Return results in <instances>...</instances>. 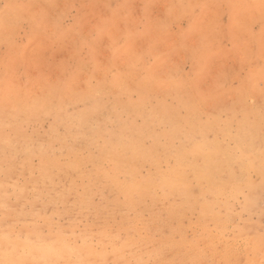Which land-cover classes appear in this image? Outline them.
Here are the masks:
<instances>
[{
    "label": "snow or ice",
    "instance_id": "6c2138e0",
    "mask_svg": "<svg viewBox=\"0 0 264 264\" xmlns=\"http://www.w3.org/2000/svg\"><path fill=\"white\" fill-rule=\"evenodd\" d=\"M60 7L57 0H50L46 10L33 18L28 42L6 34L0 46V131L8 136L5 143L15 149L13 159H19L24 152L20 145L12 144V129L35 135L50 125L57 136H67V129L61 130L60 118L64 111L70 112L80 104L108 107L107 113L102 114L103 123L111 126L122 123L126 115L137 121L147 116L161 128L173 120L192 118L209 128L219 123L229 134L252 147L259 140L260 205L264 217V0H259L258 5L261 15L258 34L254 23H243L234 13L227 14V21L213 15L217 7L213 0L201 5L209 15L198 24L184 29L165 22L155 35L134 27L130 16L91 11L73 17L66 11L53 12ZM82 7L90 6L85 2ZM41 32L65 42L49 43L40 38ZM177 100H184L186 107L174 111ZM35 143L34 140L33 147ZM214 143L211 131L206 135L197 133L192 136L189 151L208 152ZM40 147L45 149L46 141L41 140ZM235 168L233 165L232 176L239 181L235 190L243 197L241 204L248 206L254 202L251 198L254 180L245 177L242 170L237 175ZM8 170L12 171L11 165ZM121 183L125 185V196L134 197L136 186L127 180ZM188 195L195 194L189 191ZM40 203L45 206L40 207ZM93 203L89 201V206ZM61 207L70 216L67 201L51 206L36 196L33 207L20 219L12 215L15 209L11 204H0L4 213L0 220L7 224L0 235V264H114L86 259L90 250L81 246L69 249L80 259H60L63 251L50 248L43 238L54 232L66 234L71 228L70 219H65L64 224L56 220L55 211ZM127 207L129 211L123 215L129 220L135 218L139 224L146 219V213L136 207L134 198L129 199ZM116 238L131 248L152 247L132 226L122 227ZM261 246L264 249V232ZM174 250L162 239L156 253L166 257ZM121 251L128 254L127 248ZM37 254L40 260L35 259ZM52 254L57 258L49 259ZM119 264L188 262L125 259Z\"/></svg>",
    "mask_w": 264,
    "mask_h": 264
},
{
    "label": "rangeland",
    "instance_id": "374dc122",
    "mask_svg": "<svg viewBox=\"0 0 264 264\" xmlns=\"http://www.w3.org/2000/svg\"><path fill=\"white\" fill-rule=\"evenodd\" d=\"M216 1H218V2H216ZM257 1H259V0H245V1L244 0H233L232 2L234 4L231 5L230 8H232L231 9L232 11H236L238 18H242V17H246V16L248 18L249 15L254 12L253 9H255V6L258 7V5L254 4ZM49 2H50V0H0V46H2L4 44V36L6 34H10L13 39L21 40L23 42H28L29 33L33 31V23H32L33 18L35 16H37L42 10H46V6L49 4ZM57 2L61 5V7L59 9H53L54 13L60 12V11H66L71 16L78 17L81 15H84L86 12L104 11L108 15L130 16L133 19V26L134 27L138 26L140 28H143L144 30L150 32L152 35H153V33H152L151 29L153 26H155L157 24L156 21L159 23V21H162L163 19H165L163 21H165V22L167 21L166 23L169 26L175 25L177 28L183 27L184 29H186V27L188 28L187 24H189L192 19H197L196 23H195V25H196V24H198V22L203 20L205 16L209 15V13L207 12V10L205 8L200 7L201 5L205 4L207 2V0H189L188 3H187V0H181V1H179V0H57ZM85 2L90 7H88V8L82 7V5ZM178 2H180V3L178 4ZM213 2L217 5V7H216L215 12L212 14L218 15L222 20L227 21V19H228L227 14L230 13L231 10H228V8H227V6L223 0H213ZM176 3H177L178 8L175 7ZM200 3H202V4H200ZM64 4H70L71 6L68 8H64L63 7ZM185 4H187L185 6L187 8L184 7ZM189 4H190L191 8H190ZM245 4L246 5L248 4V7ZM126 5H128V7H125ZM198 5H200V6H198ZM240 5H241V7H240ZM192 6L194 7V9ZM182 7H184V9ZM35 9H37V10H35ZM181 9H183V10H181ZM185 9L189 10V12L186 11ZM167 10L168 11L172 10V11L168 12ZM174 11H179V14H178V12H176L177 15L175 14V16H173L174 13H172V12H174ZM199 11H200V13H199ZM247 11L249 14H247ZM171 13H172V15H171ZM241 13H245L247 15L242 14V17H241V15H240ZM161 15H162V17H161ZM168 15L170 17L171 22H169ZM165 16H166V18H165ZM197 16L199 18H197ZM177 17H179V19ZM180 17H182V18L180 19ZM175 18H177V19H175ZM247 18H246V20H247ZM242 19H245V18H242ZM173 22H175V23H173ZM246 23H254L255 24L254 30L257 34L259 33L260 22L247 20ZM39 35H40V38L45 39L49 43H52V44L59 45V44H62L65 42L63 38L53 37L49 33L41 32V33H39ZM69 39H71V38H69ZM194 39H195V35H194ZM71 42L73 44L75 43L74 40H72ZM0 56H2V53H0ZM91 104L90 103H88L86 105L80 104L77 107H75L73 109V111H71V114L69 113V111L63 112V114L60 118L62 121L61 130L63 131L66 128L68 131L67 136H57L55 134V131L52 129V127L50 125H45L42 128V130L38 131L37 132L38 134L35 133V135L25 134L22 130H20L18 128L12 129L11 130L12 144L13 145H17V144L20 145L21 150L23 152L25 151V153L19 159H13V157L15 155L14 154L15 149H14V147H9L5 143V140L8 139V136L5 132L0 131V204L7 202V203L11 204L12 206H14L13 208L15 209V211L12 213L13 216H16L17 218H20V219H24L25 218L24 213L28 209L33 207V202L35 200L34 196H37V193H39V191L41 194L43 193L42 195L40 193H39L40 195H38L39 197H41V200L42 201L46 200L48 202V198L50 197L49 192L50 193L51 192L60 193V191L62 189H64L65 185H67V183L69 182L70 179L75 184V186H77V187H75V189L77 188L76 191L79 194L83 193L82 194V195H84L83 197L86 196L90 199V201H94L92 206L99 207V206H102L105 201H108V202L112 201L113 196H114L112 194L113 192L105 190L103 188L104 187L103 183L89 184V188H91L90 190L81 191L82 188H80V187H83V185H81V181L84 180V178L87 174L93 175L95 168H102L103 167L104 169H108V161H107V159H105L106 157L104 155L105 149L106 148L110 149L111 147L118 145V144L120 145V142H119L120 139L118 140V137H117V134H120V130L122 128L127 129V130H132L133 128L131 127V125L136 124V127L134 128V130H139V131H135L134 133H133V131H131L132 135L135 134V135H133V137L131 136L130 133H126L125 136L127 138L121 139V141L124 143H126V142L129 143L130 142L129 140L134 138V139H137L138 141H141V142H139L140 145L142 144L141 146H145L143 148L144 149L143 152L146 153V160H144V161L139 160L140 163H138L140 176L144 177L146 175H152L154 173V164L151 163L149 160H147V158H148L147 153L149 154L152 151L153 152L150 154L151 156L155 157L157 159V161L160 159L161 160L166 159V161L168 162L167 164L169 166H171L174 159H176L178 157V152L184 151L183 157H185V155L186 156L188 155L184 159L191 160L192 162L194 161L193 162L194 165L196 164L195 166L200 171L199 180H195L192 172L188 168L185 169L184 174H185V178L187 180V186H188L187 187V194L190 191V192L194 193L195 195H192V196L188 195V204L185 205L183 212H182L183 216L180 219L183 222L182 223L180 221L181 226H177L176 222L179 221V220H177L178 217L173 218V220L175 219V222L173 220H170L169 223H167L168 219H166L164 216L162 217V214L164 215V212H163L164 209L163 208L167 206V203L168 204L174 203V202L176 203L177 201H173V200H174V198L177 200V198H178L177 196H175V197H173V199H170L169 201H167V203L165 201L163 204L166 203L165 204L166 206L162 205V202H158L159 204L157 203L158 206H156L158 209H155V210L153 209V207L155 205L150 206V211H156L157 210L154 214L157 215V213H159L158 216H159V218L162 217V219H160L161 223L158 221L159 220L158 219L157 220V223L159 222L158 224L157 223L155 224L156 221L152 222V226L150 225L151 223L149 224L148 230L149 229H151V230L147 231L148 235H150V234H151L150 236L153 235L152 237L155 239L159 238L158 235H160V238L163 235L165 237H167L165 235L168 231V229H166L167 224H171V223L174 225H170V226H174V227L176 226L175 228L173 227V229L177 230L179 227H180V229L183 227L182 228L183 230L181 229V231H182L181 234H182L184 241L183 242L180 241L178 233L174 234L173 240L172 239L171 240L173 241V244L180 243V246L179 247L177 246L179 249L175 247V250L170 251V254L167 255V257H165V259H168V260H177V259L181 260L182 259L183 261H187L188 264H262V262H264V249H262V246H261V233L264 232V217H262V212H261L260 187H259L260 186V180H261V169H258V165L260 164L259 165V168H260L262 162H261L260 147H259V140L258 139H257L255 147H252L250 144L245 142L242 138H238L235 134H229L223 127H221V125L219 123L216 124V125H218V128L216 127V125L213 127L215 129L214 130L212 128H209L208 125H207L208 126V128H207L206 124H201V123H199V121L197 123L201 124V126L198 125L196 123L197 120L194 118L193 120L192 119H189V120L190 121L192 120L191 122H193L195 124H193L189 120H187L189 122H187V124L185 125L186 128L184 125L182 126L183 130L181 129L180 135H179V131L177 133L175 132L173 134L174 140L172 139V142H171L172 145H170L168 143L164 144L167 141L160 134L164 133L165 130H166V132H168V131H170L171 127L179 125V123H180L179 120H173L166 126V128L165 127L161 128V127H157L156 125H154L153 122L151 121V119H149L147 116H145L141 120L137 121L134 116L128 117L126 115L122 123L117 124L115 126H111V125H108V124H105L102 122V121H104V116L102 114L107 113V111L109 110L108 107H106L104 105L97 106L98 104H92V105ZM83 105H85L86 108ZM95 105L97 108L93 107ZM182 105H184L183 108L186 107L183 100H181V102H179V103L177 100L175 102L174 111H177L176 107L179 109L178 111H180V109H182ZM90 107L91 108L93 107V109H95V108L96 109L93 110ZM74 110H75V112H74ZM88 110H89V112H88ZM84 111L85 112L87 111L88 113L87 112L84 113ZM90 112H92V113H90ZM89 113H90V115H89ZM84 114H85V117H87L88 119H82V116ZM133 120H134V122H131ZM94 121H95V123L96 122H98V123L95 124ZM145 123H148L149 125L146 126ZM85 125H86V128H85ZM124 125H125V127H124ZM143 125L145 127H143ZM196 125L199 128H196ZM204 125L206 128L202 127ZM219 126L222 128L223 132L221 131V128ZM149 127H151V128H149ZM167 127H169V130L167 129ZM200 127L202 128L201 130H203L205 132V135L207 134V132H209L207 130H210L211 132L214 131V132H212V134H213V140L215 141V143H214V145L210 151L204 152V153L193 154L192 152L189 151V148L192 144V136L197 134V133L204 134L200 130ZM105 128H106V130H104ZM219 128H220V130H219ZM217 129H218V132H217ZM148 131L154 132V136L155 135L157 136V137H154L155 140L151 141L150 138H146V137H149L148 133H147ZM186 131H187V133H186ZM219 131H220V133H219ZM82 132H83V134H82ZM104 132H106V133H104ZM256 133L258 136V134H259L258 124H257V128H256ZM146 134H147V136H145ZM97 135H99V136L97 137ZM184 135L186 138L184 137ZM82 136H83V138H82ZM125 136H123V137H125ZM135 136H137L138 138ZM190 136H191V138H190ZM45 137L47 139H45ZM159 137L161 140L158 139ZM161 137H163V138H161ZM216 137H218V138H216ZM42 138L44 141H47L46 142L47 147L43 150H41V147H40V141L42 140ZM93 138H94V140H93ZM139 138H141V139H139ZM176 138L178 140L179 139H181V140L177 141ZM157 139H158V141H157ZM34 140L36 141L35 147H33V141ZM29 141H30V143H29ZM104 141H105V143H104ZM160 141H164V142L161 144ZM111 142H112V144H111ZM147 142H148V144H147ZM158 142L162 145V147ZM181 142H183V143H181ZM222 142H223V145H222ZM151 144L152 145L154 144L157 147H155L153 145L155 147V148H153V146ZM175 144H176V146H175ZM31 145H32V147H31ZM81 145H82V147H81ZM167 145L172 146V147H169V146L167 147ZM182 145H185V146H182ZM76 146H78V147H76ZM187 146H188V148H187ZM148 147L149 148L151 147V148L148 149ZM158 147H159V149L160 148H162V149L159 150ZM169 148H171V149L175 148V149L171 150ZM165 149L166 150L168 149L170 151H166ZM157 151H159V152H157ZM163 151H166V153ZM185 151H187V152H185ZM237 151H238V153H237ZM44 152H47V153H44ZM82 153H83V155H82ZM128 153H129V151L127 150L126 156H128ZM157 153H158V155H156ZM102 154H103V156H102ZM161 154L163 157H160ZM244 154H245V157L243 156ZM173 156H175V157H173ZM170 157L172 158V160ZM252 157H254V158H252ZM169 158H170V160H169ZM199 158H200V161H199ZM204 158L205 159L216 158L218 160H220L221 158L222 159H228V161H230V169L231 170H233V165L236 166L235 171H236L237 175H239L240 170H242L243 175L245 177L251 176L252 179L254 180V185H255L254 190L251 192V198L254 202L248 206L242 205L241 200L243 199V197L241 195H239V193L235 190V187H234L235 185L239 184V181L232 176L233 172L230 171L231 172L230 182H228L230 185L227 184V185L221 186V184L216 182V179H217V177L215 176L216 173H213L212 170L210 169V167L205 165L206 162H204L205 161ZM41 159H48L51 161L59 162L58 166H53V167L49 168L48 171L51 174L49 172L47 173V177L49 176L48 179L44 175L40 176L39 171H37L40 168V160ZM76 159L80 160L81 165L80 164L78 165L80 167L77 166L76 169L74 170V173L71 171H67L65 168V162H68V161L73 162ZM161 160H160V162L158 161L160 163V165L158 164V166L160 169L162 168V170L164 171V170H166L164 168H167V164L165 161L162 162ZM252 160H253V162H252ZM256 162H257V165H256ZM10 165L12 167V171L8 170ZM256 166H257V168H255ZM80 168H81V170H80ZM77 169L80 171L79 173H78ZM141 169H142V171H141ZM148 169L151 171H149ZM61 171H62V173H61ZM144 171L147 173H145ZM15 172L16 173L19 172V173L15 174ZM81 173L82 174L85 173L86 175L85 174L82 175ZM79 174H81V175H79ZM73 175H74V178L76 179L77 182L72 177ZM55 176L57 179L55 178ZM223 176H225V177H223ZM120 177H121L120 179L122 180L123 176H120ZM86 179L87 178H85V181L83 183L84 186H85V184L89 183L88 179L87 180ZM221 179L223 180V182H226L227 181V175L225 173L222 174ZM41 180H42V183L40 182ZM44 180H45V182L46 181L47 182L46 183L43 182ZM192 181H194V182H192ZM30 183H31V186H30ZM47 184H49V185L51 184V185L47 186ZM57 185H58V188H57ZM218 186H221L222 191H224L225 193L222 192L221 195H218V193L216 192V187L219 188ZM227 187H228L229 191L226 192ZM51 188H52V191H51ZM211 188L212 189L214 188V189L212 190ZM224 188H226V189L224 190ZM14 190L15 191H21V195L16 196L14 194ZM97 191L99 193L103 192V195H99V193ZM209 192H211V193H209ZM55 193H53V194L51 193L52 194L51 197L56 195ZM226 193H229L230 195L226 194ZM47 195H49V196H47ZM207 195H210V197ZM26 196H28V197H26ZM216 196L217 197L220 196V197L217 198ZM225 196L227 197V199ZM228 196H230V197H228ZM109 197H111V198H109ZM207 198H208V200H206V202H205V199H207ZM212 198H213V200H212ZM22 200H23V202L25 201L24 202V203H26L25 205L22 202ZM19 201H21L20 204H23L24 206H21L19 204ZM69 201L70 202L72 201V203L69 202L70 204H68L69 205L68 210L72 209L71 211H69L70 216H72L71 217L72 219H70V216L65 215L63 207H61L62 210H61V208H57V210L55 211L56 220L58 222H60V224H64L65 219H70L71 223L73 224L75 222L74 220H76V223H77V218H78V224H76L77 226L74 225L75 227L71 225L72 228L76 229V232L74 231L75 233L72 231V228H69V230H68L69 233L67 232L66 235H64L62 233L61 234L64 236V238H66L68 240L69 246H73V245L80 246L81 244H85L81 239L83 235L80 238V234L83 233L84 231H86L87 230L86 228H88L87 233H86L88 236L87 235L85 236V241L87 238V242H89V243L86 242V245L90 249L93 246L92 249L96 248L97 250H99L98 244H97V242H98L97 236H98V231L101 229L102 223H100V222H102V221L99 222V221H96L94 218L92 219L91 210L87 209L84 205L79 206V205L75 204V206H74L75 202H74L73 196L69 197ZM48 204L49 205L53 204L55 206L56 203L52 202L50 204V202H48ZM18 205H19V207L20 206L21 207L16 208V206L18 207ZM161 205L164 207H162ZM39 206L44 207L45 205L43 203H41ZM75 207L77 210L75 209ZM79 207H80V210H78ZM212 208H213V210H212ZM85 209L87 210V212H85L86 211ZM73 210L75 211V213ZM59 212H61V213H59ZM3 214H4L3 209H0V216H2ZM50 214H51V209H50ZM75 214L79 215V216L78 217L76 216L77 217L76 218ZM86 214H87V216H86ZM116 214L115 215L118 216L119 213H116ZM19 215L21 217H19ZM146 216H147V218H149V215H147V213H146ZM94 221L98 223V226H100V228L97 226V229L99 228L98 230L97 229L95 230L96 225H95ZM92 222H94L93 226H91V224H90ZM124 222L126 223L127 220H125ZM80 223H81V225H80ZM224 223L226 225L223 226ZM85 225H86V228H85ZM65 227H66V225H65ZM91 227L92 228L94 227V229H92V231H91ZM6 228H7V224H5L1 220L0 221V235L3 234V232ZM80 229H82V230L80 231ZM152 230L153 231L155 230V231L153 232ZM70 231H72V233ZM91 232H92V234H91ZM68 234L69 235L71 234L70 237ZM48 236H46L44 238L47 239ZM92 236H94V237H92ZM68 237H69V239H68ZM32 239H33V241H35V238H32ZM88 239L89 240L93 239V240H90L92 245H90L91 243ZM47 240H49V239H47ZM171 240H169L168 242H172ZM50 241H51V237L47 243L49 244ZM153 243H154V246L155 245L157 246L156 242H153ZM207 243H210V244H207ZM106 248H107V250H109L110 246L107 245ZM226 250H230V252L226 253L225 252ZM144 251H143L144 253H142V252L141 253H142V258L145 261H147V260L155 261L154 257L152 256V254H154V252L152 251L151 248H147V249L145 248ZM137 253L138 252H136V254ZM139 254L140 253H138V255ZM150 254H151V257H150ZM109 255L110 254L107 253L106 258ZM139 256L141 257V255H139ZM176 256H178V257H176ZM72 258L74 259V257H72ZM28 259L31 260V259H33V257H29ZM35 259L40 260V259H38V257H35ZM62 259H64V258H62ZM106 261L114 262V264H119L118 261L113 260L111 258V256H109V258H107Z\"/></svg>",
    "mask_w": 264,
    "mask_h": 264
},
{
    "label": "bare ground",
    "instance_id": "6f19581e",
    "mask_svg": "<svg viewBox=\"0 0 264 264\" xmlns=\"http://www.w3.org/2000/svg\"><path fill=\"white\" fill-rule=\"evenodd\" d=\"M179 1H181V0H179ZM224 2H225V4H226V6H227V8H228V10H231L232 8H230L231 7V5H233L234 3L232 2L233 0H223ZM245 1V0H244ZM177 2V1H176ZM189 2V0H187V3ZM216 2H218V1H216ZM180 2H178V4H179ZM191 3V2H190ZM111 4V3H110ZM198 4V3H197ZM200 4H202V3H200ZM254 4H256V5H259V1H257V2H255ZM187 4H185L184 5V7L186 6ZM246 5V4H245ZM250 5V4H249ZM172 6V5H171ZM189 6H190V4H189ZM198 6H200V5H198ZM247 7H248V4L246 5ZM35 7V6H34ZM175 7H177V3H176V6ZM184 7H182L183 9H184ZM193 7V6H192ZM201 7V6H200ZM240 7H241V5H240ZM178 8V7H177ZM185 8H187V7H185ZM189 8V7H188ZM190 8H191V6H190ZM168 9V8H167ZM175 9V8H174ZM183 9H181V10H183ZM193 9H194V7H193ZM35 10H37V9H35ZM186 10V9H185ZM250 10V9H249ZM168 11V10H167ZM166 11V12H167ZM172 11V10H171ZM171 11H168V12H171ZM186 11H188L189 12V10H186ZM252 11V10H251ZM253 13H251L250 15H249V17L247 18V16L246 17H242V14L243 15H247V14H249L248 13V11H247V14H245V13H241L240 15H241V17L242 18H245V19H242V18H239L240 19V21L241 22H243V23H246V21L247 20H249V21H257V22H260L261 21V15H260V10H259V7H257V6H255V9H253ZM176 12H178V14H179V11H174V12H172V13H174V15L173 16H175V14H176ZM191 12V11H190ZM230 12V11H229ZM172 13H171V15H172ZM186 13V12H185ZM199 13H200V11H199ZM231 13H234L235 15H237L236 14V11H232L231 10ZM190 14V13H189ZM165 15V14H164ZM177 15V14H176ZM183 15V14H182ZM181 15V16H182ZM179 16V15H178ZM189 16V15H188ZM161 17H162V15H161ZM165 18H166V16H165ZM168 18H169V22H171V20H170V17H169V15H168ZM172 18V17H171ZM178 19H179V17H177ZM177 18H175V19H177ZM182 17H180V19H181ZM187 18V17H186ZM185 18V19H186ZM197 18H199L198 16H197ZM246 18H247V20H246ZM163 20H165V19H163ZM159 21V23L156 21V25L155 26H153L152 27V29H151V31H152V33H153V35H155V34H157V32L159 31V29H160V26L163 24V23H165V21ZM190 20V19H189ZM196 20L197 19H192L191 21H190V23L189 24H187L188 25V28L186 27V29H189V28H191V27H193L194 25H195V23H196ZM174 21V20H173ZM167 22V21H166ZM173 23H175V22H173ZM144 24V23H143ZM184 101V100H183ZM179 102H181V100L179 101L178 100V103ZM183 103V102H182ZM91 104V103H90ZM181 104V103H180ZM179 104V105H180ZM184 104L186 105V103H185V101H184ZM86 105V104H85ZM85 105H83V106H85ZM92 105V104H91ZM90 105V106H91ZM178 105V106H179ZM88 106V105H87ZM97 106H100V105H97ZM183 106L184 105H182V108H183ZM93 107H96V105L95 106H93ZM93 107L91 108V109H93ZM83 108V107H82ZM85 108H86V106H85ZM84 108V109H85ZM89 108V109H90ZM97 108V107H96ZM95 108V109H96ZM95 109H93V110H95ZM176 109H177V111L179 110L177 107H176ZM73 111V110H72ZM74 112H75V110H74ZM78 112V111H77ZM87 112V111H86ZM85 111H84V113H86ZM88 112H89V110H88ZM87 112V113H88ZM70 114H71V111L69 112ZM83 113V112H82ZM90 113H92V112H90ZM90 113H89V115H90ZM65 114V113H64ZM67 114V113H66ZM73 114V113H72ZM80 115V114H79ZM88 115V114H87ZM83 116H85V114L83 115ZM194 118H192V120H193ZM101 120V119H100ZM191 120V121H192ZM89 121V120H88ZM97 121V120H96ZM99 121V120H98ZM180 121V123H179V125H176V126H174V127H171L170 128V131H168V132H166V130H165V132L164 133H161L160 135L161 136H163L164 138H165V140L167 141L166 143H164V144H170V145H172L171 144V142H172V139H173V134L176 132H178L179 131V135H180V131H181V129L183 130V128H182V126L184 125H186L187 124V122H189V121H187V120H179ZM190 121V122H191ZM66 122V121H65ZM103 122V121H102ZM131 122H134V120L133 121H131ZM198 122V120L196 121V123ZM96 123H98V122H96ZM95 123V124H96ZM191 123H193V122H191ZM129 124V123H128ZM189 124V123H188ZM193 124H195V123H193ZM198 124V123H197ZM62 125V124H61ZM102 125V124H101ZM145 125L146 126H148L149 124L148 123H145ZM198 125H200L201 126V124H198ZM92 126V125H91ZM188 126V125H187ZM206 126H207V124H206ZM99 127V126H98ZM103 127V126H102ZM122 127V126H121ZM120 127V128H121ZM124 127H125V125H124ZM131 127L133 128L132 130H127V129H121L120 130V134H117V137H118V140H119V142H120V145L118 144V145H115V146H113V147H111L110 149H108V148H106L105 149V153H104V155H105V159H107V161H108V169H104L103 167L102 168H95V170H94V174L93 175H86L85 173V178H87L88 179V182L89 183H87V184H85V186H84V181H85V178H84V180H82L81 181V185H83V187H80V188H82L81 189V191H86V190H90L91 188H89V184H92V183H97V184H100V183H103L104 184V189L105 190H107V191H111V192H113L112 194L114 195L113 196V199H112V201H110V202H108V201H105L104 202V204L102 205V206H99V207H94V206H89V201H90V199L88 198V197H83L84 195H82L83 193H81V194H79L76 190H77V188L75 189V187H77V186H75V184L71 181V179L69 180V182L67 183V185H65V187H64V189H62L61 191H60V193H55V192H51L52 194L53 193H55L56 195H54V196H52L51 197V193L49 192V195H50V197L48 198V202H50V204L53 202V203H56V202H60V204L61 205H63V203H64V201H67V208H69V205L68 204H70V203H72V201L70 202L69 201V197L71 196H73L74 197V206H75V204H77V205H79V206H85L87 209H90L91 210V216H92V219L94 218L96 221H102V222H100V223H102L101 224V229L98 231V242H97V244H98V249L99 250H97L96 248L95 249H92L93 248V246L91 247V249L86 245V242H87V238H86V241H85V236L87 235L86 233H87V230H88V228H86V225H85V228L87 229L86 231H84L83 233H81L80 234V238H81V236H82V241L85 243V244H81L80 246L81 247H86L88 250H90V254H86L85 255V258L86 259H90V260H92V261H94V262H103V261H106L107 260V258H109V256H111V258L113 259V260H117L118 261V263L120 262V261H122V260H125V259H127V260H142L143 258H142V253H144L145 251H144V249L146 248H149V247H147V246H141V247H139V248H131V247H129L128 245H126L125 243H124V241L123 240H120V239H117L116 238V233H118L121 229V227H128V226H132V227H134V228H136V230L140 233V235L144 238V239H146L147 240V242H148V244H151L152 245V247H151V249H152V251L154 252V254H152V256L154 257V260H157V259H161V258H165V257H161L160 255H158L157 253H156V248H158L159 246H160V242H161V239H166L167 241H169V240H173V236H174V234H176V233H178L179 234V239H180V241L181 242H183L184 240H183V237H182V231H181V229L183 228H181L180 229V227L176 230V229H173V227L174 226H170V225H174V224H167V228L166 229H168V231H167V233L165 234L167 237H165L163 234V236H161V238H160V235H158V237L159 238H153L152 236H150V235H148L147 234V231H149V230H151V229H149L148 230V228H149V224L152 226V222H154V221H156L155 222V224L157 223V220L161 223V220L160 219H162V217L164 216L166 219H168V221H167V223H169V221L170 220H173V218L174 217H178V219L177 220H179L178 222H176L177 223V226H181V223H180V219L182 218V212H183V209H184V207H185V205L186 204H188V194H187V188H185V185H187V180H186V178H185V169L186 168H188L191 172H192V174H193V177L195 178V180H199V178H200V171H199V169L194 165V161L192 162L191 160H187V159H184L185 157H187L186 155H185V157H183L184 155H183V153H184V151H181V152H178V157L176 158V159H174V161H173V163L171 164V166H169L167 163V161H166V159L165 160H161L162 162L163 161H165L166 162V164H167V168H164V169H166V170H162V168L160 169L159 168V166H158V164L160 165V160H158L157 161V159L155 158V157H153V156H151L150 154L153 152H151V153H147V155H148V158H147V160H149L151 163H153L154 164V173L152 174V175H146V176H144V177H142V176H140V174H139V167H138V163H140V161H144V160H146V153L145 152H143L144 151V147L145 146H141L140 145V143L139 142H141V141H138L137 139H131V140H129L130 142L128 143V142H126V143H124V142H122L121 141V139H124V138H127L125 135H126V133H130L131 134V136L133 137V135H135V134H133L132 135V132L131 131H133V133L135 132V131H139V130H134V128L136 127V124L134 125V124H132L131 125ZM143 127H145L144 125H143ZM202 127H204V128H206L205 127V125L204 126H202ZM216 127L218 128V125H216ZM220 127V126H219ZM85 128H86V125H85ZM104 128V127H103ZM149 128H151V127H149ZM166 128V127H165ZM185 128H186V126H185ZM196 128H199V127H197V125H196ZM207 128H208V126H207ZM221 128V127H220ZM220 128H219V130H220ZM130 129V128H129ZM147 129V128H146ZM167 129L169 130V127H167ZM189 129V128H188ZM202 128L200 127V130H201ZM212 129H214L213 127H212ZM101 130V129H100ZM104 130H106V128L104 129ZM144 130V129H143ZM207 130V129H206ZM215 130V129H214ZM146 131V130H145ZM155 131V130H154ZM203 133H204V135H205V132L203 131V130H201ZM207 131H210V130H207ZM221 131H222V128H221ZM48 132V131H47ZM52 132V131H51ZM68 132V131H67ZM101 132V131H100ZM107 132V131H106ZM106 132H104V133H106ZM212 132H214V131H212ZM217 132H218V129H217ZM223 132V131H222ZM118 133V132H117ZM148 133V136L149 137H146V138H150V140L151 141H153V140H155L154 139V137H157L156 135L154 136V132L153 131H148L147 132ZM186 133H187V131H186ZM185 133V134H186ZM192 133V132H191ZM219 133H220V131H219ZM38 134V133H37ZM48 134V133H47ZM82 134H83V132H82ZM103 134V133H102ZM151 136H150V135ZM228 134V133H227ZM51 135V134H50ZM54 135V134H53ZM101 135V134H100ZM129 135V134H128ZM177 135V134H176ZM178 135V136H179ZM99 135H97V137H98ZM123 136H125V137H123ZM130 136V135H129ZM138 136V135H137ZM137 136H135V137H137ZM145 136H147V134L145 135ZM217 136V135H216ZM38 137V136H37ZM54 137V136H53ZM163 137H161V138H163ZM184 137H185V135H184ZM183 137V138H184ZM219 137V136H218ZM218 137H216V138H218ZM69 138V137H68ZM82 138H83V136H82ZM130 138V137H129ZM138 138V137H137ZM144 138V137H143ZM182 138V137H181ZM186 138V137H185ZM190 138H191V136H190ZM45 139H47L46 137H45ZM101 139V138H100ZM139 139H141V138H139ZM158 139H160V137L158 138ZM158 139H157V141H158ZM42 140H43V138H42ZM85 140V139H84ZM93 140H94V138H93ZM104 140V139H103ZM102 140V141H103ZM113 140V139H112ZM115 140V139H114ZM144 140V139H143ZM142 140V141H143ZM161 140V139H160ZM174 140V139H173ZM176 140L177 141H180L181 139H177L176 138ZM184 140V139H183ZM26 141V140H25ZM101 141V142H102ZM128 141V140H127ZM185 141V140H184ZM183 141V142H184ZM226 141V140H225ZM47 142V141H46ZM70 142V141H69ZM113 142V141H112ZM112 142H111V144H112ZM146 142V141H145ZM161 142V144L164 142V141H160ZM175 142V141H174ZM183 142H181V143H183ZM29 143H30V141H29ZM28 143V144H29ZM38 143V142H37ZM83 143V142H82ZM104 143H105V141H104ZM159 143V142H158ZM189 143V142H188ZM233 143V142H232ZM63 144V143H62ZM86 144V143H85ZM110 144V143H109ZM114 144V143H113ZM145 144V143H144ZM143 144V145H144ZM147 144H148V142H147ZM160 144V143H159ZM158 144V145H159ZM160 144V145H161ZM67 145V144H66ZM146 145V144H145ZM152 145V144H151ZM154 145V144H153ZM152 145V146H153ZM159 145V146H160ZM174 145V144H173ZM178 145V144H177ZM180 145V144H179ZM222 145H223V142H222ZM36 146V145H35ZM62 146V145H61ZM97 146V145H96ZM104 146V145H103ZM151 146V147H152ZM155 146V145H154ZM153 146V148H155V147H157V146H155L154 147ZM164 146V145H163ZM169 145H167V147H168ZM175 146H176V144H175ZM182 146H185V145H182ZM181 146V147H182ZM189 146V145H188ZM188 146H187V148H188ZM31 147H32V145H31ZM76 147H78V146H76ZM81 147H82V145H81ZM150 147V148H151ZM161 147H162V145H161ZM169 147H172V146H169ZM29 148V147H28ZM27 148V149H28ZM149 147H148V149H150ZM186 148V147H185ZM186 148V149H187ZM258 148V147H257ZM24 149V148H23ZM61 149V148H60ZM80 149V148H79ZM157 149V148H156ZM158 149H159V147H158ZM160 149H162V148H160ZM159 149V150H160ZM169 149H171V148H169ZM175 149V148H174ZM173 148L171 149V150H174ZM37 150V149H36ZM129 151V153H128V156H126L127 154H126V151ZM154 150V149H153ZM166 150V149H165ZM180 150V149H179ZM178 150V151H179ZM49 151V150H48ZM52 151V150H51ZM56 151V150H55ZM166 151H170V150H166ZM166 151H163V152H165L166 153ZM177 151V150H176ZM256 151V150H255ZM13 152V151H12ZM39 152V151H38ZM150 152V151H149ZM157 152H159V151H157ZM162 152V153H163ZM185 152H187V151H185ZM230 152V151H229ZM259 152V151H258ZM24 153H25V151H24ZM44 153H47V152H44ZM103 153V152H102ZM173 153V152H172ZM171 153V154H172ZM237 153H238V151H237ZM15 154V153H14ZM31 154V153H30ZM72 154V153H71ZM168 154V153H167ZM174 154V153H173ZM233 154V153H232ZM81 155V154H80ZM82 155H83V153H82ZM153 155V154H152ZM155 155V154H154ZM156 155H158V153L156 154ZM165 155V154H164ZM170 155V154H169ZM175 155V154H174ZM34 156V155H33ZM96 156V155H95ZM102 156H103V154H102ZM172 156V155H171ZM244 157H245V154L243 155ZM248 156V155H247ZM253 156V155H252ZM22 157V156H21ZM160 157H163L162 156V154L160 155ZM173 157H175V156H173ZM190 157V156H189ZM241 157V156H240ZM50 158V157H49ZM55 158V157H54ZM58 158V157H57ZM171 158V157H170ZM170 158H169V160H170ZM252 158H254V157H252ZM260 158V157H259ZM163 159V158H162ZM235 159V158H234ZM86 160V159H85ZM140 160V161H139ZM171 160H172V158H171ZM204 162H206V166H209L210 167V169L212 170V172L213 173H216V177H217V179H216V182H218L219 184H221V186H224V185H230L228 182H230V174H231V172H233V170H231L230 169V161H228V159H220V160H218V159H216V158H207V159H205L204 158ZM237 160V159H236ZM199 161H200V158H199ZM246 161V160H245ZM255 161V160H254ZM19 162V161H18ZM89 162V161H88ZM148 162V161H147ZM252 162H253V160H252ZM17 163V162H16ZM85 163V162H84ZM98 163V162H97ZM96 163V164H97ZM100 163V162H99ZM197 163V162H196ZM80 164V160H78V159H76L75 161H73V162H71V161H68V162H65V168H66V170L67 171H71V172H73L74 173V170L76 169V167L78 166ZM93 164V163H92ZM27 165V164H26ZM59 165V162H56V161H51V160H48V159H41L40 160V168L37 170V171H39V175L41 176V175H44V176H46V178L48 179V177H47V173L49 172L48 170H49V168L50 167H53V166H58ZM81 165V164H80ZM89 165V164H88ZM256 165H257V162H256ZM260 165V164H259ZM259 165H258V169H261V167L259 168ZM144 166V165H143ZM164 166V165H163ZM253 166V165H252ZM251 166V167H252ZM78 167H80V166H78ZM101 167V166H100ZM162 167V166H161ZM250 167V166H249ZM41 168H43L44 169V171L43 172H41ZM200 168V167H199ZM255 168H257V166L255 167ZM58 169V168H57ZM251 169V168H250ZM53 170V169H52ZM78 170V169H77ZM80 170H81V168H80ZM146 170V169H145ZM149 170V169H148ZM141 171H142V169H141ZM149 171H151V170H149ZM231 171V172H230ZM241 171V170H240ZM76 172V171H75ZM80 171L78 170V173H79ZM145 172V171H144ZM238 172V171H237ZM19 173V172H18ZM18 173H16L15 172V174H18ZM28 173V172H27ZM50 173V172H49ZM53 173V172H52ZM61 173H62V171H61ZM83 173V172H82ZM81 173V174H82ZM145 173H147V172H145ZM226 174L227 175V181L226 182H219L220 180H222L221 179V176H222V174ZM51 174V173H50ZM76 174V173H75ZM81 174H79V175H81ZM84 174H82V175H84ZM149 174V173H148ZM151 174V173H150ZM27 175V174H26ZM65 176V175H64ZM77 176V175H76ZM120 176H123V179L121 180L120 178ZM187 176V175H186ZM43 177V176H42ZM54 177V176H53ZM62 177V176H61ZM73 178H74V175L72 176ZM190 177V176H189ZM223 177H225V176H223ZM232 177V176H231ZM41 178V177H40ZM39 178V179H40ZM55 178H56V176H55ZM38 179V180H39ZM54 179V178H53ZM57 179V178H56ZM86 179V180H87ZM188 179V178H187ZM37 180V181H38ZM60 180V179H59ZM74 180L76 181V179L74 178ZM73 180V181H74ZM124 180H127L128 181V183L130 184V185H135L136 186V192H135V195H134V197H126L125 196V185L123 184V183H121V181H124ZM194 180V179H193ZM68 181V180H67ZM41 183H42V180L40 181ZM43 182H45V180L43 181ZM47 182V181H46ZM45 182V183H46ZM51 182V181H50ZM57 182V181H56ZM55 182V183H56ZM61 182V181H60ZM77 182V181H76ZM75 182V183H76ZM192 182H194V181H192ZM36 183V182H35ZM38 183V182H37ZM53 183V182H52ZM64 183V182H63ZM44 184V183H43ZM202 184V183H201ZM204 184V183H203ZM216 184V183H215ZM39 185V184H38ZM51 185V184H50ZM49 184H47V186H50ZM53 185V184H52ZM196 185V184H195ZM198 185V184H197ZM30 186H31V183H30ZM56 186V185H55ZM221 186H218L219 188H217L216 187V192L218 193V195H221V193L223 192V193H225L224 191H222V187ZM52 187V186H51ZM79 187V186H78ZM57 188H58V185H57ZM203 188V187H202ZM210 188V187H209ZM54 189V188H53ZM189 189V188H188ZM212 189V188H211ZM214 189V188H213ZM212 189V190H213ZM226 188H224V190H225ZM33 190V189H32ZM191 190V189H190ZM211 190V191H212ZM51 191H52V188H51ZM227 191H229L228 190V187H227V189H226V192ZM98 192V191H97ZM215 192V193H216ZM37 193V192H36ZM35 193V194H36ZM39 193H40V191H39ZM39 193H37V196L38 195H40ZM79 195H78V194ZM99 193V192H98ZM209 193H211V192H209ZM214 193V192H213ZM14 194L16 195V196H20L21 195V191H15L14 190ZM43 194V193H42ZM41 194V195H42ZM85 194V193H84ZM226 194H229V193H226ZM49 195H47V196H49ZM87 195V194H86ZM98 195V194H97ZM99 195H103V192L102 193H99ZM217 195V194H216ZM224 195V194H223ZM230 195V194H229ZM112 196V195H111ZM175 196H177L178 198H177V200L174 198V200L173 201H177L176 203L174 202V203H170V204H168L167 203V201H169L170 199H173V197H175ZM207 196H209L210 197V195H207ZM206 196V197H207ZM26 197H28V196H26ZM34 197H36V196H34ZM96 197V196H95ZM212 197V196H211ZM217 197V196H216ZM220 197V196H219ZM219 197H217V198H219ZM226 197V196H225ZM228 197H230V196H228ZM45 198V197H44ZM103 198V197H102ZM108 198V197H107ZM109 198H111V197H109ZM135 199V201H136V207L139 209V210H141L142 212H144V213H147V215H149V218H147V216H146V218L147 219H144L142 222H140L139 224L137 223V220L135 219V218H133V219H131V220H129V218L126 216V215H123V213H126V212H128L129 211V209H128V207H127V204H128V202H129V199ZM27 199V198H26ZM25 199V200H26ZM29 199V198H28ZM226 199H227V197H226ZM34 200V199H33ZM206 200H208V198L207 199H205V202H206ZM211 200V199H210ZM212 200H213V198H212ZM211 200V201H212ZM215 200V199H214ZM46 201V200H45ZM96 201V200H95ZM99 201V200H98ZM166 201V203H167V206L165 205V204H163L164 202ZM20 202L21 201H19V204H20ZM22 202H23V200H22ZM25 202V201H24ZM23 202V203H24ZM70 202V203H69ZM158 202H162V205H165L166 207H164V206H162V207H164L163 209V212H164V215L162 214V217L161 218H159V216H158V214L159 213H157V215L156 214H154L156 211H150V206L151 205H155L154 207H153V209L155 210V209H158L156 206H158ZM29 203V202H28ZM158 203V204H157ZM195 203V202H194ZM26 203H24V205H25ZM41 204V203H40ZM157 204V205H156ZM21 206H24L23 204H20ZM20 206V207H21ZM51 206H54L53 204L51 205ZM72 206V205H71ZM89 208H88V207ZM160 206V207H161ZM12 207H14V206H12ZM19 207V205H18V207L16 206V208H20ZM75 209H76V207H75ZM152 209V208H151ZM161 209V208H160ZM57 210V209H56ZM61 210H62V208H61ZM72 210V209H71ZM71 210H68V212L69 211H71ZM77 210V209H76ZM78 210H80V207H79V209ZM86 210V209H85ZM84 210V211H85ZM89 210V211H90ZM212 210H213V208H212ZM74 211V210H73ZM83 211V210H82ZM160 211V210H159ZM85 212H87V210L85 211ZM212 212V211H211ZM57 213V212H56ZM59 213H61V212H59ZM65 213V212H64ZM74 213H75V211H74ZM84 213V212H83ZM116 213H119L118 214V216H116L117 214ZM116 214V215H115ZM211 214V213H210ZM72 215V214H71ZM78 217L79 215H76L75 214V217ZM81 216V215H80ZM83 216V215H82ZM86 216H87V214H86ZM133 216H135V213H133ZM19 217H21L20 215H19ZM72 216H70V219H72L71 218ZM74 217V218H75ZM76 217V218H77ZM75 218V219H76ZM90 218V217H89ZM87 219V218H86ZM125 220H127V222L125 223L124 221ZM183 220V219H182ZM1 221V220H0ZM75 222L72 224L71 223V225L72 226H77L76 224H78V218H77V223H76V220H74ZM81 221V220H80ZM85 221V220H84ZM118 221V222H117ZM174 222H175V219L173 220ZM228 221V220H227ZM95 222V221H94ZM94 222H92V223H90L91 224V226H93V224H94ZM158 222V223H159ZM182 222V221H181ZM60 223V222H59ZM84 223V222H83ZM157 223V224H158ZM175 223V224H176ZM183 223V222H182ZM226 223V222H225ZM223 224V226L224 225H226V224ZM126 224V225H125ZM80 225H81V223H80ZM95 230L97 229V226H98V223L97 222H95ZM162 225V224H161ZM74 226V227H75ZM89 226V225H88ZM154 226V225H153ZM157 226V225H156ZM155 226V227H156ZM66 227H67V225H66ZM99 228H100V226H98ZM160 227V226H159ZM176 227V226H175ZM174 227V228H175ZM72 228V227H71ZM98 228V229H99ZM92 229H94V227L92 228L91 227V231H92ZM97 229V230H98ZM115 229V230H114ZM153 229V228H152ZM78 230V229H77ZM82 229H80V231H81ZM94 230V231H95ZM119 230V231H118ZM158 230V229H157ZM183 230V229H182ZM93 231V232H94ZM153 231V230H152ZM155 231V230H154ZM153 231V232H154ZM71 233H72V231H70ZM74 232V231H73ZM75 232H76V229H75ZM74 232V233H75ZM152 232V233H153ZM69 233V232H68ZM158 233V232H157ZM63 234V233H62ZM61 233H53V234H51V235H49L50 237H51V241L49 242V247L50 248H52V249H61L62 251H63V253H64V255L63 256H61L60 257V259H62V258H64L65 260H67V259H72V260H78V259H80V257L79 256H77V255H75V254H72V253H70L69 252V249L70 248H72V247H74L75 245H73V246H69V243H68V240L66 239V238H64V236L62 235ZM67 234V233H66ZM66 234H64V235H66ZM91 234H92V232H91ZM154 234V233H153ZM69 235V234H68ZM71 235V234H70ZM70 235H69V237H70ZM155 235V234H154ZM48 236V237H49ZM88 236V235H87ZM47 237V239H49L50 240V237L48 238ZM69 237H68V239H69ZM92 237H94V236H92ZM155 237V236H154ZM33 238H35V237H33ZM189 238V237H188ZM46 238H44V240H47ZM73 239V238H72ZM49 240H47V242L49 241ZM89 240V239H88ZM90 240H93V239H90ZM89 240V241H90ZM171 240V241H172ZM34 242H37L38 243V241H37V239L35 238V241ZM96 242V241H95ZM153 242H156V244H157V246L155 245L154 246V243ZM194 242V241H193ZM87 243H89V242H87ZM90 243H91V241H90ZM174 249H175V247L176 248H178L179 246H180V243H175V244H173V241L172 242H168ZM173 244V245H172ZM207 244H210V243H207ZM90 245H92V243L90 244ZM107 245H109L110 246V249L109 250H107V248H106V246ZM196 245V244H195ZM178 246V247H177ZM188 246V245H187ZM194 247V246H193ZM106 248V249H105ZM122 248H127L128 249V254L127 255H124L123 254V252L121 251V249ZM195 248V247H194ZM193 248V249H194ZM179 249V248H178ZM144 251V252H143ZM151 251V252H152ZM136 252H138V253H140L139 255H141V257L138 255V253L136 254ZM142 252V253H141ZM226 253H229L230 252V250H226L225 251ZM107 253L108 254H110L107 258H106V255H107ZM148 253V252H147ZM151 254H150V257H151ZM172 254V253H171ZM149 255V254H148ZM147 255V256H148ZM35 257H38V259H41V256L39 255V254H37ZM72 257H74V259L72 258ZM149 257V256H148ZM149 257V258H150ZM167 257V256H166ZM170 257V256H169ZM168 257V258H169ZM176 257H178V256H176ZM21 258H23V259H28L29 257H21ZM48 258L49 259H55V258H57L54 254H52V255H49L48 256ZM142 258V259H141ZM146 258V257H145ZM170 259V258H169ZM175 259V258H174ZM74 260V261H75ZM144 260V259H143ZM178 260V259H177ZM182 260V259H181Z\"/></svg>",
    "mask_w": 264,
    "mask_h": 264
}]
</instances>
